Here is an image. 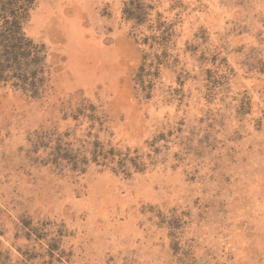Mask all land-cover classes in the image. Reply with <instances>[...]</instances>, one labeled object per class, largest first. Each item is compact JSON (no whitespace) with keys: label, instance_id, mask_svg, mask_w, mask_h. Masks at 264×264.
Listing matches in <instances>:
<instances>
[{"label":"rangeland","instance_id":"1","mask_svg":"<svg viewBox=\"0 0 264 264\" xmlns=\"http://www.w3.org/2000/svg\"><path fill=\"white\" fill-rule=\"evenodd\" d=\"M24 31L50 74L0 84V264H264V0H36Z\"/></svg>","mask_w":264,"mask_h":264},{"label":"trees","instance_id":"2","mask_svg":"<svg viewBox=\"0 0 264 264\" xmlns=\"http://www.w3.org/2000/svg\"><path fill=\"white\" fill-rule=\"evenodd\" d=\"M35 3L36 0H0V84L39 98L48 89L50 66L46 45L24 31ZM124 14L134 15L130 6Z\"/></svg>","mask_w":264,"mask_h":264}]
</instances>
